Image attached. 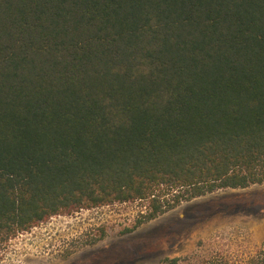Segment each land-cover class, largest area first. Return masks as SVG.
I'll use <instances>...</instances> for the list:
<instances>
[{"label": "trees", "instance_id": "obj_1", "mask_svg": "<svg viewBox=\"0 0 264 264\" xmlns=\"http://www.w3.org/2000/svg\"><path fill=\"white\" fill-rule=\"evenodd\" d=\"M262 183L264 0H0V249L81 208L146 200L139 225Z\"/></svg>", "mask_w": 264, "mask_h": 264}, {"label": "rangeland", "instance_id": "obj_2", "mask_svg": "<svg viewBox=\"0 0 264 264\" xmlns=\"http://www.w3.org/2000/svg\"><path fill=\"white\" fill-rule=\"evenodd\" d=\"M146 200L54 215L1 245L0 264H246L264 243V183L222 188L138 221Z\"/></svg>", "mask_w": 264, "mask_h": 264}]
</instances>
